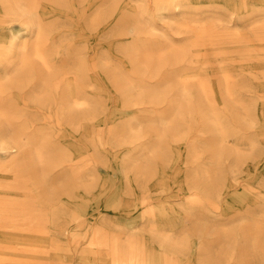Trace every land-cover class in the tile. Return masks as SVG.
Wrapping results in <instances>:
<instances>
[{"label": "rangeland", "instance_id": "1", "mask_svg": "<svg viewBox=\"0 0 264 264\" xmlns=\"http://www.w3.org/2000/svg\"><path fill=\"white\" fill-rule=\"evenodd\" d=\"M38 1L41 14H22L20 10L5 13L0 7V77L6 71L10 79L0 90V97L6 98L0 102H5L6 111H10V123L0 115V141L23 146L20 153L15 147L9 148L10 155L0 145V194L18 196L32 189V182L11 179L16 157L23 158L26 175L34 176L26 159L29 145L23 139L27 134L23 139H13L22 123L26 132H45L51 147L60 150L70 142L77 145L83 150L80 160L94 165L87 171L96 181L80 180L77 186L72 183L71 197L60 195L62 203L73 211L60 219L63 225L71 227L66 239L60 236L70 247L71 264H83L84 257L90 263L94 261L93 253L82 254L91 228L71 220L72 216L80 219L83 208L88 214L85 223L99 225L101 217L121 221L115 231L122 232L123 245L127 246V238L133 235V264H162L161 252L169 257L166 263L241 264L237 260L242 256L240 234L254 232L258 229L255 226L264 232V48H259L264 41L254 40V49L246 53L200 58L193 63L174 61L167 42L182 45L192 37V31L181 29L174 22L189 14V8L164 10L157 8L159 0H137L140 7L136 12L141 13L137 14L141 33L137 34L130 30L133 18L110 14L127 10L107 9V2L86 0L82 9L78 0H67L68 8L62 6L61 0L57 4ZM131 3L132 0H122L125 7ZM190 4L194 19L213 18L215 24L228 31L237 30L245 37L259 31L251 22L264 16V0H191ZM34 15L48 24L49 67L40 69L33 61L29 69H15L20 41L30 39L29 20ZM153 37L159 47L152 61L164 63V76L169 78L163 90L166 98L157 104L147 99L125 104L126 96L118 90L121 82L105 74L118 68L133 79H143L146 89L154 88L162 74L153 75L144 71L149 68L141 66L143 70L136 71L129 53L133 40ZM224 75L233 85L230 97L223 100L230 107L239 97L250 103L253 110L246 115L240 109H229L225 115L229 119L235 116L231 124L238 130L221 145L214 139L217 135L213 126L197 110L179 114L173 120L165 115L161 122V113L166 112L168 100L177 97L181 84L195 92L198 82L218 85L224 81ZM67 84H79L85 96L94 100V106H82L78 111L87 127L86 132L79 131V136L71 133L70 117L61 102V98L66 101ZM213 99L217 109L218 98ZM197 103L206 116L211 115L203 100L198 99ZM153 127L161 132L160 143L152 139ZM233 149L240 151L238 158ZM62 150L69 152L66 145ZM218 150H222V155L216 158ZM98 159H107V165L102 166ZM77 161L73 159L69 167ZM67 162L47 168L49 176L59 174ZM40 167L37 165L36 169ZM139 167H145L148 176H139ZM203 168L211 171L206 173ZM119 196L120 205L114 206ZM52 231L56 233L55 229ZM72 235H78L76 240ZM255 238L264 239V235ZM206 247L213 249L205 252ZM123 259V264H132L126 252ZM249 264H264V246L256 250Z\"/></svg>", "mask_w": 264, "mask_h": 264}, {"label": "bare ground", "instance_id": "2", "mask_svg": "<svg viewBox=\"0 0 264 264\" xmlns=\"http://www.w3.org/2000/svg\"><path fill=\"white\" fill-rule=\"evenodd\" d=\"M47 1L52 4H57L60 0ZM61 1L62 6L68 8L69 1ZM100 1L108 3L105 6L107 9L115 10L121 8L123 11L127 10L121 13L111 12L110 14H125L124 16H130L133 18L130 30L133 33H141V31H139L140 24L137 21V14H141L136 12V10L139 9L138 7H140L137 0H134L137 3L132 0V3L126 7L122 5V0ZM190 2L191 0H159L157 6V8L164 10L170 9L171 7L182 10L189 8L187 10L189 14H184L181 19L174 20V22L181 29L192 31V37L188 38L187 42L182 45H175L167 42L168 52L174 61L176 59L184 62L189 60L193 63L200 58L207 59L226 54L246 53L254 49L251 47V43L254 40H258L261 43L264 41L263 15L260 16L258 20L251 22L255 24L257 28H260L259 31L251 34L250 37H245L239 35L240 32L237 30L228 31L226 27L215 24L212 20L213 18L211 20H205L203 18L194 19L192 17L193 14H190ZM38 3V0H0V7L5 13L15 14L16 10H20L22 14H41L38 11ZM78 3L82 4V9L86 7V0H78ZM255 9L263 10L259 7ZM29 21L32 33L29 40L25 41L24 39L20 41L22 47L19 51L18 62L16 63L15 69H29L33 66V61H36L40 69L47 70L49 67L50 48L47 42L48 35L46 32L48 30V24L38 15L30 16ZM144 25L153 28L147 23H144ZM158 47V40L154 37L135 39L130 43L129 47V53L132 55V61L130 62L136 67V71L143 70L141 69L142 67L145 69L149 68L144 71L153 75L157 73L162 74L161 79L154 88L146 89L145 87L148 86L143 83V79H133L129 77L128 74L120 72L121 70H118V68H111L112 71L105 74L115 77L113 79L114 81L121 82V86L118 90L121 91L122 96H126V101H123L125 104H136V102L144 99L149 100L153 104H157L166 98V92H163V90L169 78L164 76L166 73V71L162 69L164 63L152 61L155 60L154 58L156 57L155 54ZM259 48H264V44H261ZM185 49L186 51H184ZM107 64L108 63L104 65L106 66ZM5 66L9 67V63H6ZM227 77L228 76L224 75V81L218 85L198 82L195 92L189 89L190 87L187 85L182 86L181 84L176 90L177 97L168 100L166 112L161 113V122L165 120V115H167V118L171 117L170 119L173 120L176 119L179 114L184 112L188 113L190 110H197L204 115L203 120H205L207 124L213 126L211 128L214 130L215 135H217L214 139H217L218 144L221 145L229 135H234L235 131L238 130L237 126H232L231 124L235 116L229 119L225 115L228 113L229 109H240L246 115L250 114L253 110L250 103L240 100L239 97L233 100L236 104L230 107L228 106L225 100L230 97L231 86L233 84L232 80ZM8 79L9 75H7L5 71L4 77H0V90H2L4 83ZM132 90H135V93H129ZM134 95H136V97H131ZM3 98H5V95L0 97V99ZM65 98V103L62 98L61 102L65 104V110H67L66 113H68L67 116L70 117V131L73 135L76 134L79 136V131L87 127L84 126L83 119L79 117L81 114H78V111L82 106L85 108L94 106V100L85 96L79 84L65 85ZM213 98H218L217 109L214 108L216 105L213 104L215 102ZM80 99L82 101H79ZM198 99L203 100L206 106L210 108V116H206L204 111L201 110V107L197 103ZM5 107V102H0V115L3 116L7 123H10V111H6ZM75 111H77V113H75ZM61 114L65 115V112ZM25 129L26 127L24 124H19L15 138L13 139L16 141L17 138L23 139L27 134L26 140L23 139L24 143L29 145L28 157L26 159L29 164H31L34 176L30 177L26 175V169L23 166V158L16 157L13 168L14 175L11 179L21 182H32V189L18 196H13L9 193L0 194V264H71L70 258L72 257V253L70 247L62 240V235H64L65 239L70 235L69 232L71 227L69 228L67 225H63L60 219L61 217H65V215L67 216V213H70L72 210H69L67 206L62 203L60 195L66 194V196L70 198V193L74 187H71L72 183L77 186L80 180L88 179L91 180L92 183L96 181L97 179H95V176H92V173L87 171V169L93 168L94 165L89 164V162L87 163L85 160H80V157L83 155V150L77 145L71 142L65 144L69 150V152L66 153L62 150L65 148V145L64 148L62 147L60 150L56 147H51L52 145H49V139L45 136V132L40 133V130L26 132ZM153 130L154 135L152 139L156 138L153 141L160 143L162 139L161 132L155 127H153ZM0 132H3V129H1ZM3 135L4 133H1L2 138H4ZM0 145L5 148L6 151L11 147H15L17 152L20 153L23 149L21 143L14 142L13 145H7L2 139ZM233 150L235 158H238L240 156V151L236 149ZM221 151L222 150H218L215 155L216 158L217 155H222ZM8 154L12 155V151H8ZM142 154L143 152L140 153V157ZM75 158H77L78 161L71 164L69 167V163H72V160ZM66 160L69 161L67 162L66 168H64L65 165H63L64 169L59 171V174L55 173L49 176L48 169ZM96 161L102 163V166H106L108 162L107 159H98ZM37 165L41 167L36 169ZM146 168H148V166H146ZM146 168H137V174H140L139 176H148L145 174ZM202 170L206 173L211 171L207 168H203ZM36 188H38V190ZM119 198L120 196L116 198L117 202L113 204L114 206L120 205ZM81 208L83 207L81 206ZM151 210L154 211L153 209ZM152 211L151 213L153 214ZM86 212L87 211L83 208L80 219L77 220L73 216L71 219L72 223H84L86 224V229H89V227L91 228L90 235L86 237L88 244L82 250V254L87 252L93 253L94 256L92 257L94 261L90 263L84 257L83 264H123L125 252L128 254L129 262L133 264L136 255L133 235L127 238V240H129L127 246V244L123 245L122 232H118L120 230L115 231L121 226V221L118 220L119 222H114L108 218L101 217L99 225H97L96 222L88 224L85 223L88 217ZM153 215L155 216L156 213ZM153 218L154 217H152V219ZM112 225L116 228L112 227ZM152 225H154V227L158 226V224ZM159 225L165 227L162 223H159ZM255 227L258 229L254 232H242L240 234L238 242L241 245L240 252L242 256L237 260H240L241 264H249V262L254 259L256 250L264 246V239L255 238L263 236L264 232L258 226ZM54 229L56 233L52 231ZM60 236L62 238H60ZM72 236L74 238L78 235ZM74 240H76V238H74ZM168 243L173 244L175 242L169 241ZM217 243H219V239ZM218 248L217 250H219ZM212 249L213 248L206 247L205 252H210ZM160 255L163 262L162 264H175L173 261L166 263L165 260L169 257L163 255L162 252Z\"/></svg>", "mask_w": 264, "mask_h": 264}]
</instances>
